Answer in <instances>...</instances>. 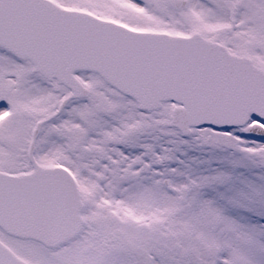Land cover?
Segmentation results:
<instances>
[{"label": "snow or ice", "instance_id": "6c2138e0", "mask_svg": "<svg viewBox=\"0 0 264 264\" xmlns=\"http://www.w3.org/2000/svg\"><path fill=\"white\" fill-rule=\"evenodd\" d=\"M0 264H264V0H0Z\"/></svg>", "mask_w": 264, "mask_h": 264}]
</instances>
